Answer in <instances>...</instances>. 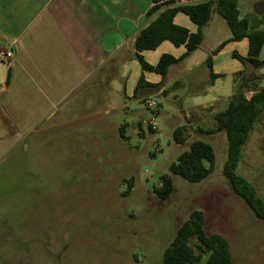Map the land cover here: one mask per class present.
Returning a JSON list of instances; mask_svg holds the SVG:
<instances>
[{"label": "rangeland", "instance_id": "1", "mask_svg": "<svg viewBox=\"0 0 264 264\" xmlns=\"http://www.w3.org/2000/svg\"><path fill=\"white\" fill-rule=\"evenodd\" d=\"M254 10L261 19L264 0ZM252 28L264 31V20ZM79 92L70 91L50 111L51 120L37 117L49 111L32 109L31 121L16 126L7 119L12 99L0 94V264H163V250L193 209L205 213L207 234L228 241L233 264H264V222L233 199L222 174L225 135L222 141L208 137L213 173L192 184L170 175L169 165L191 141H210L189 126L185 143H174L173 131L188 119L171 95L151 96L154 116L138 102L107 114L106 103L107 109L91 111V127L63 125L83 113L74 110ZM112 104H119L115 94ZM132 110L144 118L143 135L125 140L118 129L135 120ZM150 119L155 131L148 130ZM164 175L173 191L161 200L154 190ZM197 264H206V255Z\"/></svg>", "mask_w": 264, "mask_h": 264}, {"label": "crops", "instance_id": "2", "mask_svg": "<svg viewBox=\"0 0 264 264\" xmlns=\"http://www.w3.org/2000/svg\"><path fill=\"white\" fill-rule=\"evenodd\" d=\"M178 1L183 4L206 0ZM259 2L237 0L239 15L247 19L250 30H257L252 26L257 20H264V14L259 19L254 10ZM247 5L250 10H245ZM151 6L150 0H0V44L13 51L8 64L0 63V94L12 99L13 113L7 116L11 126L27 125L32 109L49 111L46 116L40 113L37 117L51 120L55 112L50 111L70 91L78 89L74 110L83 113L63 121V125L83 122L87 128L91 127V119L96 116L91 111L107 109L106 103L107 114L119 107L128 109L138 102L154 116L153 106L147 107L151 96L166 100L171 95L181 113L188 120L193 118L182 126H197L196 131L205 134L201 131L214 128L213 115L227 108L242 82L247 87L246 99L264 86V67L253 69L233 57L234 54L247 56V39L229 42L231 32L215 12L202 29L201 44L188 56L182 58L186 52L184 45L176 47L167 40L154 50L140 52L150 66H155L162 55L182 58L168 68L165 77L143 71L135 58L134 41L152 20L147 15ZM173 23L192 34L198 30L181 12L174 15ZM209 55L211 69L206 64ZM258 59L264 61V45ZM141 77L144 83L137 88ZM114 94L119 100L117 107L112 104ZM13 101L16 105H12ZM132 111L135 120L118 129L125 140L143 135L140 128L144 118ZM152 121L147 124L149 131L156 130ZM17 133L15 130L13 135ZM205 135L210 141L206 143L211 146L213 139L208 137L222 141L225 133ZM236 173L264 200V117L254 125L242 146ZM230 192L238 200L232 189Z\"/></svg>", "mask_w": 264, "mask_h": 264}, {"label": "trees", "instance_id": "3", "mask_svg": "<svg viewBox=\"0 0 264 264\" xmlns=\"http://www.w3.org/2000/svg\"><path fill=\"white\" fill-rule=\"evenodd\" d=\"M192 1V0H188ZM152 6L147 15L152 17L151 22L135 37V58L143 71L153 72L165 77L168 68L178 63L182 58L194 52L202 42V29L207 25L210 15L215 12L227 24L231 38L229 42L247 39L248 51L246 57L234 54L233 57L242 65L260 69L264 61L258 59L264 45V31L250 30L247 19L241 18L237 0H206L200 3H179L178 0H150ZM181 12L196 24V33H189L186 29L173 23L174 15ZM169 41L174 46L184 45L186 52L181 59H174L169 55H162L155 66L144 62L140 52L154 50L163 41ZM222 45L218 47L221 48ZM211 69V55L206 59ZM211 78H215L210 74ZM9 78L7 73L6 81ZM144 83L141 77L137 88ZM247 90L245 83L239 85L236 92L229 99L227 108L213 115L214 128L201 131L205 134L224 132L227 142V156L223 165L222 174L228 181L232 191L241 198L251 209L255 217L264 222V200L254 188L236 173L241 158V148L248 139L254 125L264 117V86L255 91L249 99L245 98ZM186 127L180 126L173 131V141L183 145ZM215 154L213 148L203 140H194L188 150L181 152L169 165L172 176H179L189 183L197 184L208 178L214 170ZM161 186L154 192L161 200H166L173 191L171 177H160ZM132 189L129 181L127 194ZM205 213L193 209L188 217L177 227L174 237L162 253L163 264H197L203 255H206V264H233L228 241L218 234H207ZM195 241L192 245L191 242Z\"/></svg>", "mask_w": 264, "mask_h": 264}, {"label": "built area", "instance_id": "4", "mask_svg": "<svg viewBox=\"0 0 264 264\" xmlns=\"http://www.w3.org/2000/svg\"><path fill=\"white\" fill-rule=\"evenodd\" d=\"M13 58V51L10 48L0 47V62L8 64ZM155 103L149 101L147 107L154 106Z\"/></svg>", "mask_w": 264, "mask_h": 264}]
</instances>
